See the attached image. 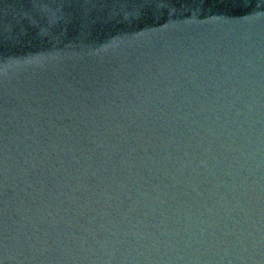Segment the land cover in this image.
Masks as SVG:
<instances>
[{
    "label": "water",
    "instance_id": "water-1",
    "mask_svg": "<svg viewBox=\"0 0 264 264\" xmlns=\"http://www.w3.org/2000/svg\"><path fill=\"white\" fill-rule=\"evenodd\" d=\"M0 264H264V0H0Z\"/></svg>",
    "mask_w": 264,
    "mask_h": 264
}]
</instances>
